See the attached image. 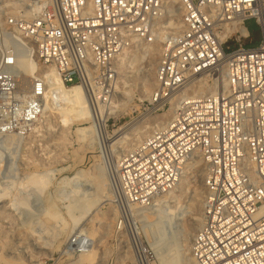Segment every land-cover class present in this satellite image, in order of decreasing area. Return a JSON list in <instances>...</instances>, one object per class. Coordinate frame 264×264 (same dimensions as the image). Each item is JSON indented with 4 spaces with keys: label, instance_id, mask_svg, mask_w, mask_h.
<instances>
[{
    "label": "built area",
    "instance_id": "built-area-1",
    "mask_svg": "<svg viewBox=\"0 0 264 264\" xmlns=\"http://www.w3.org/2000/svg\"><path fill=\"white\" fill-rule=\"evenodd\" d=\"M174 20L178 32L169 27ZM252 20L256 46L246 45ZM238 21L248 32L245 47L226 56L219 29ZM135 41L163 48L149 107L177 104L171 123L120 163L111 188L121 224L131 220L147 234L158 204L198 154L205 191L194 264H264V0H0V138L32 133L56 77L81 85L93 105L107 104L117 60ZM29 58L41 71L26 79L20 62ZM199 79L215 94L192 96L188 87ZM79 239L70 249L84 253Z\"/></svg>",
    "mask_w": 264,
    "mask_h": 264
},
{
    "label": "rangeland",
    "instance_id": "rangeland-1",
    "mask_svg": "<svg viewBox=\"0 0 264 264\" xmlns=\"http://www.w3.org/2000/svg\"><path fill=\"white\" fill-rule=\"evenodd\" d=\"M246 27L252 36L246 45L256 46L260 40L256 22L249 21ZM146 45L140 50L144 51ZM159 59L160 53L153 61L136 53L126 71V87L116 92L117 99L113 103L117 113L105 123L110 140L117 141L129 133L139 138V133L148 132L146 135L149 136L160 125V118L170 113L168 108L155 112L148 105L150 91L147 86L152 84L154 93ZM26 79L29 77L26 76ZM200 80L207 85V80L199 79L197 82ZM208 85L212 86L210 83ZM67 90L71 94L80 91ZM81 95L83 103L81 109L76 111L74 120L68 112L69 102L60 103L58 98V105L55 104V109L48 110L44 116L42 114L40 123L32 133L0 138V194L10 190L6 191L10 196L8 200L0 201V264H87L83 253L70 249L71 242L83 232L93 238L92 249L97 252L90 264H136L132 249L133 235L136 239H143L146 246L144 255L150 263L167 264L176 257L186 262L191 240L201 227L204 165L189 170L182 186H177L169 202L165 203V206H173L170 210L176 222L163 233L148 228L145 234L143 228L131 220L122 225L111 184L121 160L147 138L138 145L134 142L131 148L126 145L112 151L109 143L104 141L101 122L91 113L83 92ZM87 116L91 117L92 122ZM92 125L101 137L93 143L82 142L78 147L75 142L79 130ZM78 172H84L82 179L71 185L64 184L65 179L74 177ZM27 177H36L39 185L23 186ZM93 177L103 178V197L110 194V199L102 197L98 202ZM89 202L93 207L85 214ZM72 207L74 217L80 219L76 227L68 213ZM137 252L142 258L140 250ZM140 261L142 264L143 258Z\"/></svg>",
    "mask_w": 264,
    "mask_h": 264
},
{
    "label": "bare ground",
    "instance_id": "bare-ground-1",
    "mask_svg": "<svg viewBox=\"0 0 264 264\" xmlns=\"http://www.w3.org/2000/svg\"><path fill=\"white\" fill-rule=\"evenodd\" d=\"M169 27L171 29H173L174 31L178 32L180 29V23H179V21L171 22L169 24ZM219 34H220L222 49H223L226 56H230L231 54L242 50L245 47V41L248 38V32L245 28V23L243 21H238L234 24H228V25L222 26L219 29ZM233 38H237V40L238 39L239 40L234 41ZM242 39H244V40L242 41ZM134 43H135L134 47L127 49L123 53V55L117 60L118 68H119L118 78L116 79V81L113 84V91H114L113 98L107 104H104L102 101H99L98 103H96L94 101V105H93L91 103V101L89 100L87 92L85 91V89L81 85L65 86L61 82L60 78L56 77V81H55L53 90L48 91L45 98H44L43 116L46 114V112L48 110L51 111V110L55 109L54 106H55V104L58 105V98H59L60 103H63V101L69 102L68 112L71 115L70 117H72V119L74 120V117L76 116L75 115L76 111L81 109V105L83 103V99H82V95H81L83 92V95L87 101V106L90 108L91 113H93L94 116L97 119H99V121L101 122L102 135H103L104 141L107 144L109 143V146H110L112 151H114L115 149H120L121 146L125 147L126 145H128L127 147L131 148L134 146L133 145L134 142H137L136 145H138L139 142L141 143L144 139L149 138L156 131L161 130V129L165 128L166 126H168L175 116V106L177 104V100H173L172 107L170 109V113L165 114V115H163V117L160 118V119H162V121L160 122V125L153 129L154 131L151 132L152 133L151 135H149V136L146 135V134H148V132L139 133L140 137L138 138V135L136 137H134V133L133 134L129 133V134L123 135L117 141H113L114 139L110 140L108 137V130H107V126L105 125V123L107 122V120L110 116H113L114 114L117 113L116 106L113 103V102H116V99H117V93L116 92L118 90H122L126 87V85H127V82L125 81L126 75H127L126 71L129 69V66L132 64L133 59L136 57V53H140L141 56L144 55V58H146L148 61L149 60L151 61L156 55H159V53L161 54L162 49H163L162 45L160 47V44H161L160 41H157L155 44L146 45L144 51H141L140 48L144 44H147V43H145V42L137 43L136 41ZM20 68L25 73V75L28 77H35L36 74L41 71V67L39 66V64L35 58H33V59L29 58V59L22 60L20 62ZM48 72L49 71H43V74H47ZM49 75L54 76V73L52 72ZM152 86H153L152 84H148V86H147L149 88V91H150L148 94L149 100H151V97L154 94V93H152ZM67 88L72 89V90L77 89L80 91L78 94H71L68 92ZM188 92H193V94H191L192 96L193 95L205 96V95L215 94L216 88L206 85L205 82L203 83L202 81L197 82V81L193 80L192 83L188 87ZM51 96H53V99H51ZM79 115H81V114H79ZM80 118H81V116H80ZM87 118H88V120H90L92 122L91 117L87 116ZM83 120H84V118H83ZM102 121H104L103 124H102ZM158 121H160V120H158ZM98 137L100 138L101 135L98 134V132H96V130L94 129V127L92 125L88 129L79 130L78 139L75 142V144L78 147H81L80 143H82V142L93 143V142H95V140ZM123 160H121V161H123ZM200 164H204V162H203L200 155L195 154L189 160V162L185 168L184 175H183L182 179L180 180L179 184L177 185L178 186L177 188L182 186V184L184 183V179L187 177L188 171L189 170H195L196 166L200 165ZM119 166H120V164H119ZM101 171H103V170H101ZM103 174H105V173H103ZM83 177H84V172H78L77 175H75L74 177L69 178V179H65L64 184L65 185H71L75 181L80 180ZM93 178H94L93 182L96 185V194H97L98 202H100L99 200L104 196L103 195V193H104L103 192V185H104L103 178L102 177H99V178L93 177ZM23 182H24L23 186H25L27 188L31 187V186H36V185L38 186L40 183L36 177H34V178L33 177L28 178L27 177L26 179H24ZM8 190L9 189H7L6 191L8 192ZM6 191L2 195L0 194V201H2V202L8 200L7 197L9 196V194L6 193ZM173 192L174 191H172L168 196H166L158 204L159 206L161 205L162 207H166V208L162 209V207H161L157 210V212H155L153 214V215H156V219L154 221H152V222H154L152 224V227L155 228L156 230H158L159 233H163L165 229H168L170 226H172V224L174 222H176V220H174V218H173L174 217L173 212L170 210V208L173 206H170V207L165 206V203L166 202L168 203L169 200L171 199V197L173 196V194H174ZM9 193H11V192H9ZM12 196L13 195H11V197ZM103 198L110 199L111 195L106 194L105 197H103ZM92 207H93L92 203L89 202L86 205V209L84 210L85 214H88ZM74 211L75 210L72 207L71 209H69V212L68 211L67 212L69 213L70 218L73 221V225L76 227L80 223V219H76L74 217V215H75ZM81 214H83V213L81 212ZM81 216H83V215H81ZM201 225H202V219H201ZM191 231L194 232L195 229H191ZM59 235H60V232H58V236ZM53 239L57 240L56 237H54ZM193 239H194V237H193ZM137 240H138L137 241L138 250H140V252L142 253L143 263L144 264H152V263H150V261L148 259H146L145 255H144L145 254L144 252L146 251V246H145V243L142 241L143 239L141 240V238L138 237ZM192 241L193 240H191V242ZM79 242H80V244L83 245V247H86V249H87L83 253V258L85 259L87 264L92 263V261L96 258V253H97L96 251H94V248L92 249V242L94 243L93 238L91 236H89L88 234H84V232H83V234L80 236ZM191 246H192V243L188 249L190 253L188 254L189 259H187L186 262H183L184 259L181 260L180 258L176 257L174 260L169 261L167 264H174V262H177L179 264H194L193 259H192V254H191ZM183 254H185V253H183ZM145 260H148V261H145Z\"/></svg>",
    "mask_w": 264,
    "mask_h": 264
},
{
    "label": "trees",
    "instance_id": "trees-1",
    "mask_svg": "<svg viewBox=\"0 0 264 264\" xmlns=\"http://www.w3.org/2000/svg\"><path fill=\"white\" fill-rule=\"evenodd\" d=\"M260 33V32H259ZM252 37V36H251ZM260 41H261V36H260V40H259V42L258 43H256V45H258L259 43H260Z\"/></svg>",
    "mask_w": 264,
    "mask_h": 264
}]
</instances>
